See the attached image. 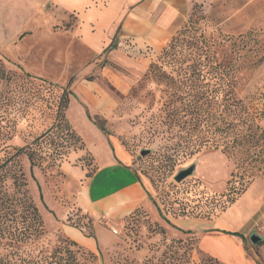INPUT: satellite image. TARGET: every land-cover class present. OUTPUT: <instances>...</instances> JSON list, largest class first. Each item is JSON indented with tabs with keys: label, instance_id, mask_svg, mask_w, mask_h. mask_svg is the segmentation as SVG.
Masks as SVG:
<instances>
[{
	"label": "rangeland",
	"instance_id": "rangeland-1",
	"mask_svg": "<svg viewBox=\"0 0 264 264\" xmlns=\"http://www.w3.org/2000/svg\"><path fill=\"white\" fill-rule=\"evenodd\" d=\"M59 14L46 0H0V67L6 74L0 78V159L6 146L29 147L33 167L24 154L17 160L44 226L39 238L19 249L1 242L0 264H228L202 251L196 234L178 228L186 218L216 220L221 230H244L248 254L264 264L262 172H256L246 192L219 213L222 202L218 199L214 205L210 199L226 192L232 173L235 183L242 173L233 172L232 158L208 148L174 165L159 157L168 145L196 138L190 134L197 132L189 133L192 121L186 111L191 84L206 89L217 83L221 92L231 81L235 98L246 108L240 115L258 110V124L264 129V0H183L182 17L166 44L155 52L130 44L123 48L122 64L75 48L69 50L73 58L67 59L68 50L60 43L69 42L65 34L74 18ZM173 36L180 40V61H162L161 50ZM140 54L149 55L145 67L134 60ZM153 63L163 64L162 74L150 69ZM80 85L85 96L77 99L74 93ZM65 88L72 93L67 119L86 143L81 149L58 127L41 137L58 122L55 100ZM93 104L91 116L104 120L112 151L126 154L161 216L137 211L120 223L104 221L92 228L81 214L77 204L93 170L92 159L96 165L106 159L77 109L82 107L87 116ZM232 118L231 111L211 110L204 122L213 126ZM221 134L215 138L223 142ZM142 150L149 154L141 156ZM190 167L192 174L174 181ZM64 225L92 240L94 251L76 242L78 247L71 245ZM251 234L261 241L252 244Z\"/></svg>",
	"mask_w": 264,
	"mask_h": 264
},
{
	"label": "crops",
	"instance_id": "crops-1",
	"mask_svg": "<svg viewBox=\"0 0 264 264\" xmlns=\"http://www.w3.org/2000/svg\"><path fill=\"white\" fill-rule=\"evenodd\" d=\"M46 1L54 6L56 13L60 12L59 16L62 15L65 18L66 15H72L74 18L73 26L65 34L69 42L60 43L63 49L68 50L65 53L67 59L73 58L69 50L75 48L83 49L89 57L103 55L118 64H122L120 57L124 53L123 48H130V44L135 43L137 49L150 47L153 52L162 48L174 30L177 18H181L183 13V0ZM112 45L113 47L110 48ZM143 55L140 54L134 60L140 66L145 67L149 62V55ZM82 87L84 86L76 87L78 91L75 90L74 94L77 99L81 95L85 96V89ZM76 98L74 97L75 100ZM93 102L95 103L94 100ZM77 105L79 106V102ZM78 106V112L82 116L80 119L85 122L90 131L92 129L95 137H98V142L106 157L102 163L95 160L98 166L92 159L94 171L87 178L80 202L77 204L81 214L91 223L92 228L93 225L103 224L104 221L120 223L137 209L159 217L158 209L148 196L144 184L130 168L126 154L120 149L117 153L114 149L112 151L106 136L85 116L84 109ZM93 106L95 105H92L91 110L89 108L90 116L95 115ZM69 113L70 110L67 108L66 116L70 121ZM70 124L76 132L78 130L77 133H80L72 122ZM183 221L185 224L178 228L190 234H196L198 246L211 257L228 264H257L253 255L248 254L245 248L244 230L238 232L243 235L240 238L226 234L223 232L227 231L225 229L217 228L216 220L203 222L194 218H186ZM255 224L256 222H253L252 226ZM63 230L64 235L70 240L91 253L94 251L91 245L92 240L86 238L78 230L65 225Z\"/></svg>",
	"mask_w": 264,
	"mask_h": 264
},
{
	"label": "trees",
	"instance_id": "trees-1",
	"mask_svg": "<svg viewBox=\"0 0 264 264\" xmlns=\"http://www.w3.org/2000/svg\"><path fill=\"white\" fill-rule=\"evenodd\" d=\"M179 41L178 36H173L161 50L159 58L162 59V61L164 59H168L170 62L180 61L177 57ZM111 47H113V45L110 46V48ZM153 67L155 69L158 68V73H161L163 64L158 66L153 63L150 65V69ZM216 67L218 68V66ZM192 68V65L188 67L189 70ZM0 78H6V74L1 67ZM228 84L229 85H226L228 90H222L221 92H219L217 87L215 88L217 83L212 86L207 85L206 89H200L201 86L195 84L189 86L188 96L190 98H188L186 111L187 115L190 117V122L192 121V127L189 128L191 132L189 133L197 132L196 134H190L195 135L196 138L188 140L184 145L181 143L170 144L165 147L159 155V157L162 158L161 161L169 162L171 165H174L182 158L198 153L202 148L220 149L227 157L232 158L235 165L233 172L242 173L238 177L239 182L237 183L234 182L236 176L232 173L227 182L226 192L210 199L214 205L218 203V199L222 202L219 213L224 212L246 192L256 176V172H262V175H264V129L258 124V110L251 108V111H245L246 115L242 117L240 112H243L242 109L246 108L242 106L240 100L235 98L232 82L230 81ZM70 95H72V93L68 88L61 89V93L55 100L54 105V119L58 122L43 132L41 137H47L53 127H58L61 132L65 131L66 134L69 135V139L78 142L79 148L81 149L84 146V141L71 127L66 117ZM219 109H221V112L231 111L233 116L231 121L225 122L221 120L220 124H214L213 126L204 122L210 115L211 110L218 112ZM237 110L238 113H235ZM86 114L87 118L97 129L106 135V130L103 125L104 120L92 118L87 112ZM205 114H207L206 117H204ZM218 132L222 133L223 142L215 138L218 136ZM58 138H61V136H58ZM28 149V146H6L4 150L5 155L0 159V243L5 241V243L11 244L14 249H19L21 244H26L33 239H37L44 233L41 215L26 189L25 176L23 172H21L17 160L24 154L28 157L31 167H33L34 158L32 152ZM257 163L258 167L256 166ZM93 171L94 167L92 172ZM8 181H10V185L7 187L6 183ZM8 189H11V192L8 191ZM156 207L161 216L157 205ZM137 211L143 210L137 209L135 212ZM203 215L207 218L211 216L210 213H204ZM223 232L240 238L243 237L242 234L237 232ZM69 243L78 247L72 240H69Z\"/></svg>",
	"mask_w": 264,
	"mask_h": 264
},
{
	"label": "water",
	"instance_id": "water-1",
	"mask_svg": "<svg viewBox=\"0 0 264 264\" xmlns=\"http://www.w3.org/2000/svg\"><path fill=\"white\" fill-rule=\"evenodd\" d=\"M147 154H149V151L148 150H142L141 152H140V155L141 156H145V155H147ZM193 167H190V168H188L187 170H184V171H182V172H179L175 177H174V181H176V182H180V181H182L186 176H188V175H190V174H192L193 172ZM249 240H250V242L252 243V244H256V243H258L259 241H261V238L260 237H258V235H256V234H251L250 235V237H249Z\"/></svg>",
	"mask_w": 264,
	"mask_h": 264
}]
</instances>
